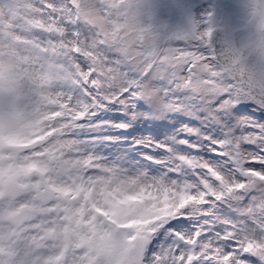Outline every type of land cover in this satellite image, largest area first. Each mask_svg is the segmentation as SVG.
<instances>
[{"label":"snow or ice","instance_id":"obj_1","mask_svg":"<svg viewBox=\"0 0 264 264\" xmlns=\"http://www.w3.org/2000/svg\"><path fill=\"white\" fill-rule=\"evenodd\" d=\"M142 4L0 0V264H264V70Z\"/></svg>","mask_w":264,"mask_h":264},{"label":"rangeland","instance_id":"obj_2","mask_svg":"<svg viewBox=\"0 0 264 264\" xmlns=\"http://www.w3.org/2000/svg\"><path fill=\"white\" fill-rule=\"evenodd\" d=\"M258 0H143L141 6V23L145 26H151L153 30L163 34H185L190 32L194 26H203L209 29L220 27L223 30L233 31L244 28L253 22L255 17L256 3ZM260 2V1H258ZM252 25V24H251ZM254 29H249L236 36L237 46L246 51L255 42ZM249 66L252 72H260L264 70L263 63L260 59L254 58L245 67ZM249 111H252L249 108ZM55 115H59L56 113ZM53 116H42L36 118L31 116L28 118L33 123L27 121L22 122L18 126V131L21 135L35 137L43 141L50 132H45V127L48 121L55 120ZM260 113H257L259 116ZM147 118V117H145ZM109 122L104 121L103 125ZM169 123H172L171 121ZM143 135L147 138L152 137L151 124L139 125ZM96 133H101L100 142H104L107 137L102 133L107 132L106 127H98L93 130ZM115 131V129H113ZM43 133V135H40ZM136 136L120 137L121 142L131 144ZM29 142H32L30 140ZM164 204V201L157 202V197L150 194H142L135 199L124 202L123 207L127 210H134L135 206L147 205L146 211L155 212L163 211L159 205Z\"/></svg>","mask_w":264,"mask_h":264},{"label":"water","instance_id":"obj_3","mask_svg":"<svg viewBox=\"0 0 264 264\" xmlns=\"http://www.w3.org/2000/svg\"><path fill=\"white\" fill-rule=\"evenodd\" d=\"M258 1H257L256 6H259L262 2H264V0H258ZM251 24L249 25V27L246 26L244 28L229 31V32L223 31L220 28H216L212 30V37H211L212 45L216 48L217 51H223L226 49H230V50L240 53L242 55L244 65L249 63L254 58L260 59L264 65V59L261 58L260 53L258 51V47H257L258 42L260 40V36H261V33L259 31V19H256V17H254V20ZM252 28L254 29L253 34L255 35L254 44H252L249 48H247L246 51L243 49H239L236 46V42H235L236 36ZM246 68L250 70L249 66H247Z\"/></svg>","mask_w":264,"mask_h":264},{"label":"bare ground","instance_id":"obj_4","mask_svg":"<svg viewBox=\"0 0 264 264\" xmlns=\"http://www.w3.org/2000/svg\"><path fill=\"white\" fill-rule=\"evenodd\" d=\"M257 8H258V6H256V9H255V17H256V19H259V17L257 16Z\"/></svg>","mask_w":264,"mask_h":264}]
</instances>
